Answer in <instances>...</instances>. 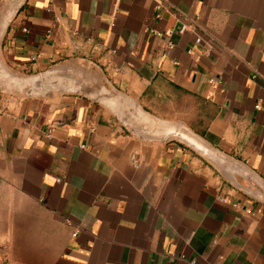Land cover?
Listing matches in <instances>:
<instances>
[{
    "label": "crops",
    "instance_id": "obj_1",
    "mask_svg": "<svg viewBox=\"0 0 264 264\" xmlns=\"http://www.w3.org/2000/svg\"><path fill=\"white\" fill-rule=\"evenodd\" d=\"M0 88V264H264V0H0Z\"/></svg>",
    "mask_w": 264,
    "mask_h": 264
},
{
    "label": "rangeland",
    "instance_id": "obj_2",
    "mask_svg": "<svg viewBox=\"0 0 264 264\" xmlns=\"http://www.w3.org/2000/svg\"><path fill=\"white\" fill-rule=\"evenodd\" d=\"M72 72L80 73V70L72 68ZM82 77L79 76V78ZM76 78L73 73L64 71H51L44 76H38L36 78H30L26 80L31 86L34 93H51L64 90V86H74L76 83ZM78 79V78H77Z\"/></svg>",
    "mask_w": 264,
    "mask_h": 264
},
{
    "label": "water",
    "instance_id": "obj_3",
    "mask_svg": "<svg viewBox=\"0 0 264 264\" xmlns=\"http://www.w3.org/2000/svg\"><path fill=\"white\" fill-rule=\"evenodd\" d=\"M72 68H75L74 66H71V67H55V68H53V69H51L50 71H48V72H51V71H64V72H70V73H73L75 76H77V78H76V83H75V85L74 86H64L65 88H64V90H60V91H56V92H61V91H67V90H72V91H74V90H76V89H79L80 88V79H79V76H81L82 75V73L80 72V73H78V72H72ZM75 69H77V68H75ZM79 70V69H78ZM48 72H45L44 74H41V75H39V76H44L45 74H47ZM36 77H38V76H30V77H18V78H13V80H12V84H10V86L8 87V89H11V90H13V88H14V90H16V88H21V93L23 94V95H32V94H46V93H34L32 90V86L28 83V82H26V80H29L30 78H36ZM53 92V91H52ZM0 93H1V88H0Z\"/></svg>",
    "mask_w": 264,
    "mask_h": 264
},
{
    "label": "built area",
    "instance_id": "obj_4",
    "mask_svg": "<svg viewBox=\"0 0 264 264\" xmlns=\"http://www.w3.org/2000/svg\"><path fill=\"white\" fill-rule=\"evenodd\" d=\"M199 42V40H196V43Z\"/></svg>",
    "mask_w": 264,
    "mask_h": 264
}]
</instances>
